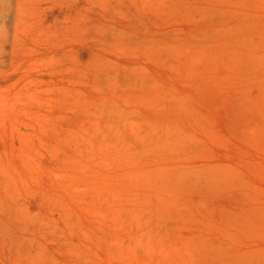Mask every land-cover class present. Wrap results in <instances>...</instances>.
<instances>
[{
    "label": "rangeland",
    "instance_id": "rangeland-1",
    "mask_svg": "<svg viewBox=\"0 0 264 264\" xmlns=\"http://www.w3.org/2000/svg\"><path fill=\"white\" fill-rule=\"evenodd\" d=\"M0 264H264V0H0Z\"/></svg>",
    "mask_w": 264,
    "mask_h": 264
}]
</instances>
